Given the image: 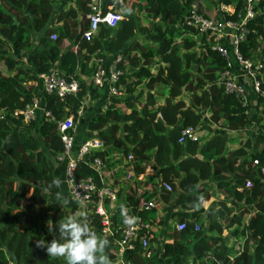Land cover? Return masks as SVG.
Instances as JSON below:
<instances>
[{"label":"trees","instance_id":"trees-1","mask_svg":"<svg viewBox=\"0 0 264 264\" xmlns=\"http://www.w3.org/2000/svg\"><path fill=\"white\" fill-rule=\"evenodd\" d=\"M86 1L56 5L55 0H0V63L8 72L0 74V264H66L63 259L49 257L45 248L36 247V241L50 243L59 238L58 226L49 233L47 221L58 225L72 215L76 205L62 195L71 202L61 207L56 199L59 188L44 189L54 180L50 160L62 150L56 121L68 115L76 121L74 113L82 97L95 99L102 94L88 79L92 73L90 56L102 52L109 54L106 59L111 55L122 57L118 84L128 97L109 99L107 108L95 113L85 127L104 148L117 150L107 153L105 166L117 160L121 147L120 154L131 155L136 175L150 163L156 174L144 178L152 188L141 196L164 203L175 196L173 219L184 221L185 227L179 232L172 229L173 240L162 244L159 261L178 257L171 264H180L188 253L191 264H264V173L260 172L264 167V0L256 1L254 9L258 13L247 22L248 33L239 46L243 57L255 52L262 57L261 93L252 95L255 106H243L238 98L223 93L217 82L225 67L222 57L208 48L195 49L194 39L180 29L189 0H125L116 24H99L89 40L81 37L87 21L77 19L76 13L87 11ZM139 13L146 25L141 24ZM190 30L199 39L200 35ZM51 33L55 34L53 40L49 38ZM64 40L66 46L62 47ZM52 67L64 76L73 75L78 91L62 99L43 94L42 106L53 119L24 123L15 111L38 94L34 81ZM152 67L156 68L154 75ZM143 80L148 90L136 93ZM156 83L161 88L153 93L150 88ZM157 95L163 97L162 103L156 102ZM204 115L209 124L223 131L254 124L257 132L230 149L227 144L231 140L221 133L211 134L201 145L189 139L178 143L184 127L209 130L207 121L202 120ZM34 129L37 136L32 133ZM125 140L130 147H124ZM104 153L98 149L86 160L78 159L74 177L89 178L98 188L107 185L105 176L87 162L94 156L104 162ZM253 160L256 165L250 164ZM117 166H111V173L118 172ZM156 177L161 183H169L171 190L158 186ZM212 185L224 193L225 201H212L204 213L201 203L212 196L207 192ZM108 202L104 200L106 210ZM156 211L153 204L138 214L151 226L156 222ZM87 214L97 235L109 240L106 252L117 264L112 237L99 232L97 215ZM244 214L247 217L241 223ZM113 222H118L116 213ZM193 223L198 224L197 231H193ZM232 225L236 226L229 235L244 239L234 250L207 234L209 231L220 238ZM154 238L153 233L147 242ZM128 258L132 264H146L137 253H130Z\"/></svg>","mask_w":264,"mask_h":264},{"label":"built area","instance_id":"built-area-1","mask_svg":"<svg viewBox=\"0 0 264 264\" xmlns=\"http://www.w3.org/2000/svg\"><path fill=\"white\" fill-rule=\"evenodd\" d=\"M256 1L230 0V2H224L218 0L216 8H212L206 3L200 2V0H189L186 13L179 23L180 29L194 39L195 49L208 48L222 57L225 67L218 74L217 82L222 87L223 93L238 98L243 106L250 103L255 106V100L251 102L250 96L261 93L260 84L263 72L262 63L259 59L262 57L257 52L251 57H243L239 49L248 33L247 22L258 13L254 9ZM124 6L125 0H87L86 7L88 9L83 14L87 26L81 31V37L89 40L96 33L99 24L105 23L114 26L117 20L120 19ZM190 29L201 35L204 41L199 44L198 37L192 35ZM49 38L53 40L55 34L51 33ZM101 55L99 53V55L91 58L92 73L88 79L97 88L105 87L110 97H117L120 92L118 80L122 73L119 67L122 57L111 55L109 59H106L109 54L102 52ZM38 80L43 94H54L59 99L64 98L66 94L74 95L78 91L77 79L73 75L64 76L60 74L55 67L39 74ZM86 97H82L74 113L76 118L82 113L83 101L88 98ZM38 110L41 112L43 119H53L51 113L40 106L38 99L35 97H29L23 107L15 111V114L20 115L22 121L27 123L35 120ZM56 128L62 143V150L54 158L58 162H65L64 180L68 198L75 203L76 209L78 208L79 211L92 212L99 217L101 225L99 232L112 237L117 264H132L128 258L130 253H137L143 259H148L150 250L147 242V231L150 225L140 217L138 211L150 207L153 202L147 200L139 210L127 207L129 215L138 218V222L134 226L125 225L120 207L115 212L118 222L115 224L111 221L115 213L111 214L110 209L106 210L104 200L114 201V190L108 184L98 188L89 178L78 179L73 174L78 159H87L94 152L92 151L93 148L101 146L100 141L96 139L83 140L74 155L71 153L74 128L73 116L68 115L56 121ZM197 138L196 127L187 126L180 130L177 142L183 143L187 139L197 140ZM126 159H131V155H127ZM87 162L96 171L102 172L100 169L103 161L100 157L94 156ZM256 163V160H253L250 164L256 165ZM260 172L264 173V167H260ZM161 185L166 191L171 190L169 183L162 182ZM184 227V221H177L173 229L179 232ZM192 229L197 231L199 229L198 224L193 223Z\"/></svg>","mask_w":264,"mask_h":264},{"label":"crops","instance_id":"crops-1","mask_svg":"<svg viewBox=\"0 0 264 264\" xmlns=\"http://www.w3.org/2000/svg\"><path fill=\"white\" fill-rule=\"evenodd\" d=\"M58 1L59 0H55L54 4L59 5L63 1H65L67 3V5L72 3V0H60L59 3H57ZM76 13H77V19H80L81 17H83L84 13H81L79 11H77ZM137 36L139 37V34H137ZM144 39H145V42H143V43L147 45V42H148L146 40L147 38L144 37ZM176 41H177V38H176ZM61 46L62 47L66 46L65 40L62 42ZM92 57L93 56H90V60L88 61L89 65H91V62H92L91 58ZM154 59H156V58H154ZM2 66L3 65L1 64L0 68H3V69H0L1 70L0 74L7 75L8 72ZM159 66H163V63H160ZM155 72H156V68L152 67L151 73L154 75ZM34 85H37L38 94L32 95L30 97L37 98L40 106H42V95H43V93L40 89L41 86H40L39 80L34 81ZM160 88H161L160 84L156 83V84H153V86L150 88V91L153 93L159 92ZM100 89L102 90V94L99 98L89 99L86 97L87 99H85L83 101L81 115L78 118H76V121L73 122L74 123L73 144H72L71 153L75 155L80 143H82V141L85 139H96V140L100 141L101 146H99L97 148H93L92 151H97L98 149L105 151L104 156H103V158L105 160H104V163L102 165L103 167L100 169V171H102L100 174L102 176H105L104 180L107 179L106 183L109 184L115 192L114 201L108 202V209H110V211H111L110 213L113 214V213L117 212V209L122 204L126 205L130 209L135 208L134 210H139V208H141V205L144 202H147V200H150V199L145 198L146 196L145 197L141 196V193L143 191L149 192V191H151V188H152L149 183H146L144 181V178L146 176L156 174V171H154L153 168H151L150 163H148L144 167L143 171L136 175V173H134V164H133L132 160L131 159L127 160L123 154H120V152L123 151L122 150L123 148L121 146H119L121 148L118 149L119 155L117 157V160L115 162H113L112 164H110V165L107 164L105 166V164L107 163L106 162L107 161V158H106L107 153H109V151H117V150H114V148L110 149L108 147L104 148L101 140H99L95 137H92L93 133L88 131L85 127L86 123L89 121V119L95 113H97L99 111H104L107 108L106 105H109V99L112 98L107 94L105 87L100 88ZM118 89L120 92L117 95V97H121L123 95L125 97L126 96L128 97V95L124 92V90H122L121 88H118ZM147 90H148V88H147L146 81L143 80V81H141L140 86L137 88V90L135 92L137 93L139 91H147ZM184 95L185 94L182 93V96H184ZM155 100L157 103H162L163 97L157 95ZM185 101L188 102L187 99H185ZM136 106H139V104H136ZM85 112L87 113V116H83V113H85ZM127 112H128V110H127ZM206 118H207V116L204 115L202 120L204 122L207 121V123L209 124L208 119H206ZM42 120H43V117L41 115V112L38 110L37 114H36V118L34 121L36 123H39ZM209 127H210L209 130H205V131H200L198 129V126L196 127V130L198 133L197 140H198L199 145L203 144L213 133L224 134L230 139V138H233V136H234L233 132L234 133L236 132L235 130L223 131L221 127L216 126L215 124H211V123L209 124ZM238 131H240V130H238ZM256 132H257V127H256V131H255L253 137L255 136ZM120 137H123L122 133H120ZM247 138L251 139L250 137H247ZM238 142H241V140H238ZM238 142L236 145H233V146H237L239 144ZM124 143H125L124 147H126V148L130 147V144L127 140H125ZM233 143L234 142H232V140H231L227 144V148L228 149L233 148V147L228 146V145H231ZM196 152H199V151H196ZM197 155H199V154L197 153ZM113 158H114V156H113ZM84 160H86V158ZM113 165H118L117 166L118 172L115 174L111 173V171H110L111 166H113ZM64 166H65V162H58L55 160V158L53 160H50V169H51L53 178L54 179L59 178L62 181L61 186L59 187L60 194L67 196V187H66V183L64 180ZM134 177H136L137 182L134 181ZM155 180L157 181L158 186H161V180L159 181L158 177H156ZM207 192L209 194L214 195L216 193H220L221 191L215 190V188L212 185V186H210V188L208 189ZM154 193H155L154 195H156L157 191H155ZM212 196H210L208 198L209 200L208 199L203 200L202 201L203 204L201 203V205H202L201 207L203 208V210L205 208L204 213L211 206L210 202L213 201ZM174 199H175V196L173 195V196L169 197L168 203H164V202L160 201V199H154L153 200V204H155V207H157V211H156L157 217H156L155 224L149 226L147 233H149L148 238H150L153 235V233L155 235V238L151 242L148 241V248H149V250L150 249L151 250H150V257L148 259H146V264H171L174 259H178V257L174 258V259L173 258H167L163 261H159V256L161 253L162 244L164 242H172V240H173L172 229L175 225V220L173 219V214H174V211L176 210V208L173 206ZM219 200H221V195L218 196L217 201H219ZM77 212H80L78 208L73 211L72 215L76 214ZM201 219H204V214L201 215ZM111 221H113V220H111ZM170 221H172V224L169 226H165V223H169ZM209 235H211L212 237H217V239H220L218 237V235H216L215 233L209 232ZM218 244H220V241H218ZM221 244H223V243H221ZM113 245H114V243H113ZM190 258L191 257L188 256V253L184 254L182 259L180 260L181 261L180 264L190 263L191 262Z\"/></svg>","mask_w":264,"mask_h":264},{"label":"clouds","instance_id":"clouds-1","mask_svg":"<svg viewBox=\"0 0 264 264\" xmlns=\"http://www.w3.org/2000/svg\"><path fill=\"white\" fill-rule=\"evenodd\" d=\"M61 183L62 181L56 178L44 191H49L52 186L59 188ZM56 199L61 207H65L71 202L60 193H57ZM120 213L125 225L134 226L138 222L137 217L129 215L126 205L120 206ZM46 226L49 233H52L57 226L59 229V238H53L50 243L44 239L36 241V247L45 248L49 257L63 259L66 264H113L106 252L109 240L97 235L93 230L86 211H80L61 219L58 225H54L49 220Z\"/></svg>","mask_w":264,"mask_h":264},{"label":"rangeland","instance_id":"rangeland-1","mask_svg":"<svg viewBox=\"0 0 264 264\" xmlns=\"http://www.w3.org/2000/svg\"><path fill=\"white\" fill-rule=\"evenodd\" d=\"M60 1V0H59ZM59 1L57 3H59ZM218 3V0H210L208 1L206 4L212 8H216V4ZM123 13V11H122ZM141 13V12H140ZM138 14L139 15V18H140V22L143 24V25H146V19L143 18V16L141 14ZM202 41V36L200 35L199 36V44L201 43ZM264 44V43H262ZM1 65V63H0ZM3 67V66H2ZM0 69H3V68H0ZM7 71V70H6ZM0 73H1V70H0ZM250 99H252L251 102H254L253 101V96L251 95L250 96ZM123 108V107H122ZM127 112V110L125 111V113ZM83 116H87V113H83ZM37 124V123H36ZM216 130V129H215ZM256 131V126L253 124L251 125L250 127L246 128V129H243V130H240V131H236L235 133L233 132V138H230V140H232V142H234L233 144L231 145H228L229 147H236V146H233V145H236L238 140H241L243 141L245 138L247 137H250L251 139L253 138V135ZM32 133H34L36 136H37V131L36 129L32 130ZM240 138V139H239ZM239 143V142H238ZM104 163V162H103ZM103 167V166H102ZM213 195V194H212ZM221 195V200L219 201H225L223 200V197H224V193L221 191L220 193H216L214 194L212 197H213V201H217L218 199V196ZM209 200V199H208ZM207 200V201H208ZM203 204V203H202ZM210 205L211 202H210ZM226 205H228L226 203ZM202 206V205H201ZM204 211H205V208H204ZM70 212H67V214H69ZM73 213V212H72ZM70 215V214H69ZM247 217V214H244L243 218H242V222L243 223L245 221V218ZM172 224V221H170L169 223H165V226H169ZM236 225H232L231 227H229L228 229H225L224 230V234L220 237V239H218V241H220V243H223L222 245H224L225 247L227 248H231L232 250L236 249L237 246L240 244L242 245L243 242H244V239H241V238H236L234 237L233 235H229L230 233L228 232H231L233 231V228L235 227ZM207 233L209 234V231H207ZM151 250V249H150Z\"/></svg>","mask_w":264,"mask_h":264}]
</instances>
